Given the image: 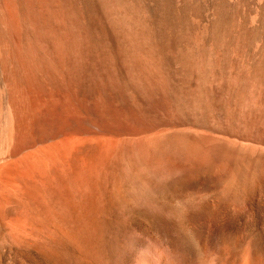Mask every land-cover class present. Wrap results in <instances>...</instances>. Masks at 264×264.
I'll use <instances>...</instances> for the list:
<instances>
[{"label": "rangeland", "instance_id": "374dc122", "mask_svg": "<svg viewBox=\"0 0 264 264\" xmlns=\"http://www.w3.org/2000/svg\"><path fill=\"white\" fill-rule=\"evenodd\" d=\"M4 1L0 85L78 113L0 179V264H264V0Z\"/></svg>", "mask_w": 264, "mask_h": 264}, {"label": "bare ground", "instance_id": "6f19581e", "mask_svg": "<svg viewBox=\"0 0 264 264\" xmlns=\"http://www.w3.org/2000/svg\"><path fill=\"white\" fill-rule=\"evenodd\" d=\"M6 1V0H5ZM4 1V2H5ZM13 1V0H11ZM10 4L4 3V13L6 14L7 21L13 22L14 26H19L18 19L15 18ZM1 2V0H0ZM21 2V1H20ZM48 3V2H47ZM46 5V4H45ZM17 6V5H16ZM22 6V5H21ZM26 6V5H25ZM30 7V6H29ZM18 8V6H17ZM16 8V10H17ZM21 8V7H20ZM45 9V8H42ZM25 11V10H24ZM26 12V11H25ZM30 12V11H29ZM28 12V13H29ZM45 13V12H44ZM26 14V13H25ZM35 14V13H34ZM27 16V15H26ZM32 19V18H31ZM35 19V18H34ZM51 21V20H50ZM4 22V21H3ZM24 22V21H23ZM27 22V21H26ZM25 23V22H24ZM30 23V22H29ZM7 24V23H6ZM10 24V26L12 25ZM26 25V24H25ZM8 27V26H7ZM14 29L11 26L10 29ZM5 29V28H4ZM8 29V28H7ZM18 29V27H17ZM16 31V27H15ZM11 32V31H10ZM14 32V31H13ZM12 33V32H11ZM20 33V32H19ZM11 37V36H10ZM51 37V36H50ZM1 39V38H0ZM19 39V38H18ZM3 40V39H2ZM7 40V39H6ZM13 40V39H12ZM14 42V41H13ZM8 43V42H7ZM58 43V42H57ZM1 45V44H0ZM22 45V44H21ZM15 48V47H14ZM6 50V49H5ZM17 52V51H16ZM18 52L19 49H18ZM10 53V52H9ZM22 55V54H21ZM27 55V54H26ZM7 56V55H6ZM61 56V55H60ZM25 58V57H23ZM28 58V57H26ZM51 58V57H50ZM64 58V57H62ZM3 59V58H2ZM21 59V58H20ZM52 59V58H51ZM32 61V60H31ZM64 62V60H63ZM20 63V62H19ZM39 63V62H38ZM46 63V62H45ZM13 64V62H12ZM31 64V63H29ZM24 65V64H23ZM13 66V65H12ZM20 66V65H19ZM42 66V65H41ZM40 66V67H41ZM48 65L42 66L46 67ZM57 66V65H56ZM49 67V66H48ZM64 67V66H63ZM7 68V67H6ZM28 68V67H27ZM1 69V68H0ZM13 69V68H12ZM48 70V68H46ZM63 69V68H62ZM6 70V69H5ZM4 70V72H5ZM31 70V69H30ZM64 70V69H63ZM29 71V69L27 70ZM43 71V70H42ZM40 72V70H39ZM30 73V72H29ZM49 73V72H48ZM3 72H1L2 76ZM5 74V73H4ZM3 74V75H4ZM8 74V73H7ZM28 74V72H27ZM16 75V74H15ZM10 75L9 78L3 81L0 87V179L7 178L14 171L30 173L44 169L52 161L55 152L46 150L44 155L36 153L20 154L25 147L29 145L31 140L40 136L47 131L61 130L63 124L71 117L78 113V107L73 104L70 94L64 92L61 87L58 91L47 92V98L43 97L31 88L30 79L27 83L20 81L17 76ZM18 75V74H17ZM34 76V75H33ZM49 76V75H48ZM54 76V75H53ZM56 76V75H55ZM21 77V76H20ZM27 77V76H26ZM52 77V76H50ZM4 78V76H3ZM36 78V77H35ZM44 78V77H43ZM58 78V77H57ZM56 78V79H57ZM34 79V78H33ZM74 79V78H73ZM46 80V79H45ZM54 80V79H53ZM57 81V80H56ZM63 81V80H62ZM47 82V81H46ZM69 82V81H68ZM51 83V82H50ZM59 83V82H58ZM62 83V82H61ZM75 83V81H74ZM99 84V83H98ZM44 85V84H43ZM79 86V85H78ZM33 87V86H32ZM37 87V86H36ZM59 88V87H58ZM72 88V87H71ZM80 88V87H79ZM82 88V87H81ZM37 89V88H36ZM39 89V88H38ZM53 89V90H52ZM75 89V88H74ZM77 89V88H76ZM262 89V88H261ZM46 90V89H45ZM61 90V91H59ZM43 91V89H42ZM111 91V90H110ZM39 92V91H38ZM95 92V90H94ZM103 92V91H101ZM100 93V92H99ZM113 93V92H112ZM45 93H43L44 95ZM77 94V93H76ZM79 94V93H78ZM83 94V93H82ZM101 94V93H100ZM88 95V94H87ZM45 96V95H44ZM87 97V96H86ZM91 97V96H90ZM75 101V100H74ZM261 101V100H260ZM76 102V101H75ZM87 102V101H86ZM87 104V103H86ZM100 104V103H99ZM112 108V107H111ZM94 111V110H93ZM118 111V110H117ZM104 112V111H103ZM109 118L115 120L117 112L107 108L106 110ZM120 115V114H119ZM158 116V115H157ZM91 117V116H90ZM157 119V118H156ZM159 119V118H158ZM96 120V119H95ZM54 122L57 126H54ZM97 123V122H96ZM84 124V123H83ZM95 124V123H94ZM55 132V131H54ZM101 133V132H100ZM86 134V133H85ZM75 135V134H74ZM78 135V134H77ZM104 135V134H102ZM52 137V136H51ZM82 137V136H81ZM57 137H55L56 139ZM53 139V140H55ZM70 139V138H69ZM76 139V138H75ZM111 140V139H110ZM73 141V140H72ZM71 141V142H72ZM78 141V139H77ZM83 141V140H82ZM81 141V142H82ZM96 141V140H95ZM98 141V140H97ZM96 141V142H97ZM100 141V140H99ZM49 142V141H48ZM52 143V141H50ZM58 142V141H57ZM56 142V145H57ZM79 142V141H78ZM61 143V142H60ZM83 143V142H82ZM86 143V142H85ZM85 143H83L85 145ZM94 143V141H93ZM49 144V143H48ZM62 144V143H61ZM74 144V143H73ZM77 144V143H76ZM75 144V145H76ZM99 144V143H98ZM44 145V144H43ZM54 145V144H53ZM63 145V144H62ZM83 146V145H82ZM87 146V145H86ZM46 147V146H45ZM76 147V146H75ZM79 147V146H77ZM28 148V147H27ZM25 148V149H27ZM82 148V147H81ZM80 148V149H81ZM39 149V147L37 148ZM45 149V148H43ZM50 149V148H49ZM61 149V148H60ZM72 149V148H71ZM74 149V148H73ZM79 149V150H80ZM78 149H76L77 151ZM60 151V150H59ZM73 151V150H72ZM75 151V152H76ZM58 153V152H56ZM77 153V152H76ZM80 153V151H79ZM70 154V153H69ZM86 154V153H85ZM56 155V154H55ZM59 155V154H58ZM75 155V153H74ZM73 155V157H74ZM65 157V155H64ZM69 157V156H68ZM59 158V157H57ZM56 158V159H57ZM64 159V158H63ZM72 159V157H71ZM75 159V158H74ZM61 160V159H60ZM66 160V159H64ZM62 161V160H61ZM57 162V161H56ZM63 163V162H62ZM66 163V162H65ZM64 164V163H63ZM70 164V163H69ZM68 164V165H69ZM52 166V164H51ZM66 167V166H65ZM52 168V167H51ZM54 169V168H53ZM72 169V167H71ZM40 170V171H41ZM52 170V169H51ZM73 170V169H72ZM62 171V170H61ZM44 172V171H43ZM52 172V171H51ZM67 172V171H66ZM68 173V172H67ZM42 174V173H41ZM49 174V172H48ZM70 174V173H69ZM68 174V175H69ZM62 175V173H61ZM43 175H41L42 177ZM46 176V174H45ZM44 176V177H45ZM53 177V176H52ZM56 177V176H55ZM54 178V177H53ZM41 179V178H40ZM50 180V179H49ZM56 180V179H54ZM48 181V180H47ZM49 182V181H48ZM47 182V184H48ZM53 182V181H52ZM56 182V181H55ZM35 186V185H34ZM36 187V186H35ZM21 232V231H20Z\"/></svg>", "mask_w": 264, "mask_h": 264}]
</instances>
